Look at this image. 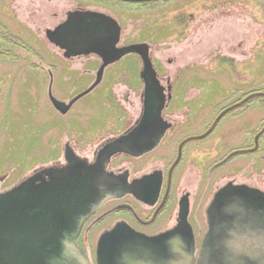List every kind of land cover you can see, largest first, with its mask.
I'll return each instance as SVG.
<instances>
[{"label":"flooded vegetation","instance_id":"1","mask_svg":"<svg viewBox=\"0 0 264 264\" xmlns=\"http://www.w3.org/2000/svg\"><path fill=\"white\" fill-rule=\"evenodd\" d=\"M85 10L115 20L119 28L116 48L146 44L151 69L146 70L141 57L135 53L125 54L106 64L105 59L96 53L72 54V45L68 46L64 41L68 13ZM187 17L179 14L174 18L185 27ZM93 19L99 21L101 27L107 24L103 17L94 16ZM106 27V33L110 34V27ZM6 30L0 23V44L11 42L14 45L17 42L22 45L20 39ZM47 30L56 32L48 36ZM121 30L119 19L110 13L79 6L67 11L65 19L52 28L44 29V39L59 51L51 54L58 64L51 63L42 76L48 102L57 116L54 153L0 194L24 186V194L29 197L31 193L25 190L37 186L44 191L51 186L52 193H58L57 199L63 204L77 206L72 208L73 214L54 234L73 237L75 250L85 257V264H98L101 259V248L98 247L106 239L104 256L118 247L120 251L116 254L119 257L121 252L136 250L140 239L155 238L162 240L147 243L151 247V251H147L148 257L156 258L154 264H163L164 261L159 262V259L170 255V239L176 238L178 244H183L188 237L193 238V261L196 264L208 229V209L225 186H247L244 182H237L234 174L239 172L241 156L259 152L264 124L241 144L238 136L228 140L223 134H217L219 123L226 117L234 118L254 93L242 100L237 98L211 108H207L204 102L194 101L198 96L187 101L183 95L180 98L185 102L179 98L175 103L177 79L172 81L169 75L160 71L145 40L125 41L121 38ZM129 56V68H125L123 64ZM0 57L14 59L15 54L9 47H1ZM38 57L42 63L43 57ZM78 61L84 62L80 71L63 67ZM75 72L82 78L83 85L77 91L73 89L75 93L69 97L62 98L65 83ZM111 73L115 75L112 77ZM53 84L63 92L53 94ZM101 90L102 94L98 95ZM94 91L97 100L102 96L109 104L108 116L75 119L72 132L65 135L64 116L75 109L80 99ZM80 107L78 114L93 112L91 103L88 107ZM129 109H134V116L129 115ZM228 131L226 128L225 132ZM261 158L264 160V156ZM4 178H0V183ZM87 235L93 238L91 263L80 240ZM179 248L184 250L180 245Z\"/></svg>","mask_w":264,"mask_h":264},{"label":"rangeland","instance_id":"2","mask_svg":"<svg viewBox=\"0 0 264 264\" xmlns=\"http://www.w3.org/2000/svg\"><path fill=\"white\" fill-rule=\"evenodd\" d=\"M78 6L106 11L118 18L125 41L145 40L160 71L172 81L177 79L175 103L180 97L190 101L198 96L194 101L211 108L249 92L264 91V0H0V23L22 42L0 44V49L9 47L15 54L14 59L0 57V178L5 177L0 191L54 153L57 116L48 102L42 76L51 63L58 64L51 54L59 51L44 39L43 32ZM179 14L189 16L185 27L175 21ZM130 59L126 57L125 68H129ZM83 63L63 67L80 71ZM70 77L69 81L64 78V93L56 84L51 92H60L62 98H67L79 90L82 78L77 72ZM98 92L102 94V90ZM95 93L80 99L75 109L64 116L65 135L72 132L75 119L108 116L109 104L102 96L97 100ZM90 103L93 112L78 114L80 106L88 107ZM128 113L134 116V109ZM263 124L264 98L259 97L242 106L234 118H224L216 133L228 140L238 136L241 144ZM259 144L258 153L240 157L239 172L234 175L237 182L264 192V134ZM80 240L91 263L93 238L87 235Z\"/></svg>","mask_w":264,"mask_h":264},{"label":"water","instance_id":"3","mask_svg":"<svg viewBox=\"0 0 264 264\" xmlns=\"http://www.w3.org/2000/svg\"><path fill=\"white\" fill-rule=\"evenodd\" d=\"M68 14L64 41L68 46L72 45L69 47L72 54L96 53L105 59L106 64L125 54L135 53L141 57L145 69H151L146 44L115 47L119 28L114 19L88 10ZM94 16L105 18L110 34L106 33L108 27H101ZM55 32L46 31L48 36ZM23 187L0 194V264H85V257L75 250L73 237L54 234L73 214L72 208L77 206L63 204L57 199L58 193H52L51 186L44 191L37 186L25 190L31 193L29 197L24 194ZM207 226L196 264H264V192L245 185L225 186L208 209ZM158 239H140L136 250L126 249L119 257L116 254L120 251L118 247L104 256L106 239L98 247L101 248L98 264H106V260L108 264H147V261L154 264L156 258L148 257L147 251H151V247L147 243ZM177 241L176 238L170 239L171 253L161 257L159 262L194 264L193 238L188 237L183 244Z\"/></svg>","mask_w":264,"mask_h":264},{"label":"trees","instance_id":"4","mask_svg":"<svg viewBox=\"0 0 264 264\" xmlns=\"http://www.w3.org/2000/svg\"><path fill=\"white\" fill-rule=\"evenodd\" d=\"M145 2H147V1H145ZM149 2V1H148ZM254 93V94H253ZM248 94H253V97L252 98H249L247 101L248 102H250V101H252V100H254V99H256V98H261V97H263L264 98V91L263 92H261V91H256V92H249V93H246V94H244L240 99L242 100L244 97H246Z\"/></svg>","mask_w":264,"mask_h":264}]
</instances>
